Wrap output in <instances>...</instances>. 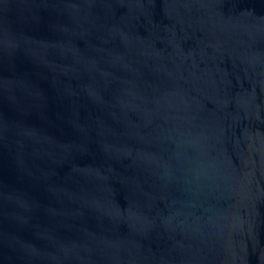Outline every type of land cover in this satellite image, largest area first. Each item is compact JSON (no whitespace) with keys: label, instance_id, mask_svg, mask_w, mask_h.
I'll list each match as a JSON object with an SVG mask.
<instances>
[{"label":"water","instance_id":"obj_1","mask_svg":"<svg viewBox=\"0 0 264 264\" xmlns=\"http://www.w3.org/2000/svg\"><path fill=\"white\" fill-rule=\"evenodd\" d=\"M0 264H264V0H0Z\"/></svg>","mask_w":264,"mask_h":264}]
</instances>
